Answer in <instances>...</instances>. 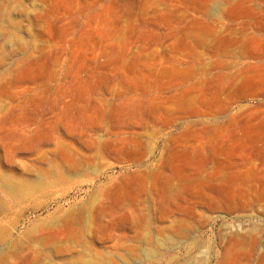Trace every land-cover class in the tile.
<instances>
[{
  "label": "rangeland",
  "instance_id": "1",
  "mask_svg": "<svg viewBox=\"0 0 264 264\" xmlns=\"http://www.w3.org/2000/svg\"><path fill=\"white\" fill-rule=\"evenodd\" d=\"M0 264H264V0H0Z\"/></svg>",
  "mask_w": 264,
  "mask_h": 264
}]
</instances>
